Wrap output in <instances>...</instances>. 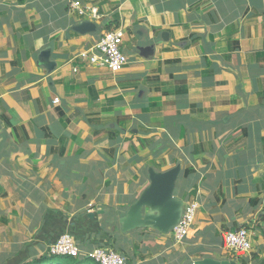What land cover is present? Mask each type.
I'll return each mask as SVG.
<instances>
[{
	"label": "crops",
	"instance_id": "obj_1",
	"mask_svg": "<svg viewBox=\"0 0 264 264\" xmlns=\"http://www.w3.org/2000/svg\"><path fill=\"white\" fill-rule=\"evenodd\" d=\"M70 1L0 0V185L13 190L0 264L63 233L80 257L125 239L133 264H264V0H75L83 14ZM83 21L92 31H77ZM118 27L121 70L76 57ZM176 164L174 197L198 203L187 237L122 232L148 168ZM250 225L249 252L223 248V232Z\"/></svg>",
	"mask_w": 264,
	"mask_h": 264
},
{
	"label": "built area",
	"instance_id": "obj_2",
	"mask_svg": "<svg viewBox=\"0 0 264 264\" xmlns=\"http://www.w3.org/2000/svg\"><path fill=\"white\" fill-rule=\"evenodd\" d=\"M69 5L80 14L85 13V9L82 8L79 1H70ZM90 12L93 17H97L95 9H90ZM123 35L124 32L119 27L105 31L93 47L79 51L76 57L84 62L104 67L110 72H118L128 63V57L121 50ZM197 208L198 203L195 200L183 205L178 222L170 230L175 242H181L187 237L194 224ZM221 238L223 248L234 255L246 254L252 248L251 234L245 227L227 230L223 232ZM49 250L54 254L68 255L74 258H79L81 255L74 237L69 233L60 234L50 244ZM87 257L98 264H128L125 257L109 247H97Z\"/></svg>",
	"mask_w": 264,
	"mask_h": 264
},
{
	"label": "water",
	"instance_id": "obj_3",
	"mask_svg": "<svg viewBox=\"0 0 264 264\" xmlns=\"http://www.w3.org/2000/svg\"><path fill=\"white\" fill-rule=\"evenodd\" d=\"M93 27V23L83 21L78 25L77 31L90 32ZM150 50L146 48L145 52ZM180 171V164L162 172H157L151 167L148 168L149 184L119 219L122 232L146 227L161 233L170 232L171 228L178 222L183 207V201L173 195ZM97 213H102V211ZM86 215L88 218H93L95 213L87 212ZM192 264H237V262L232 259L217 260L205 257L194 260Z\"/></svg>",
	"mask_w": 264,
	"mask_h": 264
},
{
	"label": "trees",
	"instance_id": "obj_4",
	"mask_svg": "<svg viewBox=\"0 0 264 264\" xmlns=\"http://www.w3.org/2000/svg\"><path fill=\"white\" fill-rule=\"evenodd\" d=\"M167 146H168V143L166 144V142L163 141V142H160L159 144H156L154 146H150V151H151L152 155L154 154L153 156L155 158L156 157L155 151H161L164 148H166ZM151 165H155L154 160H152ZM188 173H189V169H187V168L185 170H183V172H182L183 175H187ZM0 190H2V186H0ZM251 201L255 203V201H257V200L252 199ZM261 219H264V216H262ZM116 241H117V239H116ZM126 243H128V244H126ZM110 247L113 248L115 251H117L123 257L127 258L128 264H131V262H132L131 257L137 251L136 250L137 246L135 244H131V242L129 240L127 241L125 239L124 240L120 239V242L117 241L115 244L112 243ZM131 248H132V250H131ZM20 264H98V263H96L94 260H92L89 257L74 258V257L68 256V255L54 254V253L50 252L49 247H48L47 250H45L43 252V254L29 258V259H26V260L20 262Z\"/></svg>",
	"mask_w": 264,
	"mask_h": 264
},
{
	"label": "rangeland",
	"instance_id": "obj_5",
	"mask_svg": "<svg viewBox=\"0 0 264 264\" xmlns=\"http://www.w3.org/2000/svg\"><path fill=\"white\" fill-rule=\"evenodd\" d=\"M179 182V181H178ZM178 182H177V186H176V191H175V194L176 195H180V193H181V191H182V187H183V182L181 183V185H178ZM2 183L3 184H6V181H2ZM0 186H2V190H0V207H1V209H4V210H7V209H9V202H8V200H5V199H2V198H5V197H8L9 195H8V192L10 193V194H13V190L12 189H5V187H3V185H0ZM3 193V194H2ZM7 195V196H6ZM182 196H184L185 197V194H182ZM0 209V210H1ZM252 225H254V224H252ZM116 232L119 234L120 233V230H119V228H118V224L116 223ZM255 226V225H254ZM249 232L251 231V233L253 232V227H251V225L249 226ZM232 230H234V229H232ZM115 232V233H116ZM250 233V234H251ZM0 238H2V236L0 235ZM24 238H22V237H18L17 235H15L14 236V241H20V240H23ZM35 239V238H34ZM56 239V238H55ZM132 241L133 242H138L137 241V239H135L134 237L132 238ZM19 245H21V243L19 242V244H17L16 246H19ZM8 245H4V247H2V250H3V248H6ZM0 256H1V253H0ZM15 260H18V259H15ZM11 261H9V262H7V264H9ZM132 264H133V262H132Z\"/></svg>",
	"mask_w": 264,
	"mask_h": 264
}]
</instances>
